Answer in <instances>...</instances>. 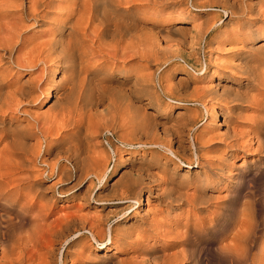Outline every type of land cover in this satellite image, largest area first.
Returning a JSON list of instances; mask_svg holds the SVG:
<instances>
[{"label": "rangeland", "instance_id": "rangeland-1", "mask_svg": "<svg viewBox=\"0 0 264 264\" xmlns=\"http://www.w3.org/2000/svg\"><path fill=\"white\" fill-rule=\"evenodd\" d=\"M25 1L27 4V0ZM202 1L203 0H136L137 10L134 12V17L137 18H135V35L137 44L135 43V45L139 48L137 47L138 51L136 56V53L133 54L130 52L129 55L131 58H128L129 55H126V57L125 55L119 56L120 53H118V57L116 55L114 58L111 54L107 55L105 52V54H100L101 57L99 54L92 53L90 45H82L81 49L85 54L84 67L90 69L89 76L91 77V84L89 85L90 91L87 90L88 83H86L84 89L80 92L85 93L87 90V94L94 90H98L99 88L98 91H101L100 93L105 95V97L101 96L103 101H99L102 105L99 103L96 111H94L97 113L101 112L100 114H96L95 118H98L100 117L98 115H101V117L103 116L102 120H99L101 118L95 119L93 116L95 119L94 121H97L96 124L98 122V124H100L101 122L102 127L100 125H95V122L92 120V124L94 123V127H96L95 129L93 128L94 131L91 129V126L90 129H84V127L88 126V117L86 116L84 118L85 121L81 122H86L84 125L81 124L84 126L83 128L81 125H79L80 127H78V129H73L70 126H67L64 128L65 130L62 129L61 133L59 131L60 134L57 133L58 135L55 134L56 132H54L55 130L53 129L51 131L49 130V133H47L48 131H46V133L39 132L37 129L41 127L40 124L45 126L41 123L44 122L42 119L44 117L43 115L46 116L48 113L50 114V112L57 109L59 107L57 103L58 101L61 103L67 102L62 97V91L67 87V82L65 81L67 76H65L59 83L54 84L52 80L47 79L46 82L44 75L41 74L40 76V70L38 67L32 69L30 74H28L22 68L7 65L4 62L5 58L0 56V76H4L3 78L6 79V82L5 79L0 81L1 91L8 89L9 85H17L18 83L16 82L21 83L24 79H28L29 76L30 78L39 79V87L43 89L41 94L39 89H34L35 91L32 93V97H24L20 100L18 104L19 106L14 105L16 106L15 108L10 106L9 108L12 109L10 110L8 108V111L6 110L4 113H1L0 111V159L5 164L1 172L10 173L13 171L10 175L7 173V176L11 178V175L13 176V174L15 177L19 175L18 178H21L20 181L23 180L20 182V185L23 183L21 187L26 197L23 201L21 199L23 203L19 201L16 204V215L17 213L24 214L25 212H28L23 216V225L25 226H23V230H21V235H26L30 231L35 233L37 232L34 231L35 229L41 232L40 234L42 235L38 232L34 238L37 242L39 241L38 244L40 246L38 245L36 247V250H39L37 251L38 254L44 252L42 253V257L40 256L42 259L46 257V255H44L45 250L49 247V249L54 251L53 255L57 260L56 263L54 259H52V263L55 262L56 264L59 263L58 255L60 251L63 257L66 255L63 264H156L163 259V256H166L167 253L169 255L172 251H179V249H195L198 251V257L200 256V264H226L225 260H222L219 256L216 248L218 247L220 252H224L225 249L223 245H225L227 240L232 237L238 239L236 241H238L240 246L237 247L234 252H237V250L239 252L242 247L244 248L246 245V239L248 240V237H252L255 243H252L253 247H251V254L257 253L260 256V250L262 249L261 246L264 245V84L259 85L258 83H254L256 86L254 84L250 85L249 82H252V79L247 76L248 74L243 73L242 75L241 72L234 69V65L237 61V55H235V52L238 50H245L246 47L244 48L239 42L235 43V41H231V37L235 36L234 33L238 31L244 16H241L242 14L237 12L229 13V8H227L229 0ZM248 1L249 0H246L245 2ZM250 3L254 6L256 3L257 6L264 9V0H251ZM222 8H226V11L223 12ZM128 15L129 12L125 13L124 16L128 17ZM257 21L255 22V26L263 25L260 20ZM210 22L213 23L211 26ZM28 23L31 22H24L25 28L23 27V30L21 31L22 38L24 37L23 40H25L27 44L18 51L22 57H24V55L26 56L27 49L32 43L44 39L43 36H40L39 38V31L47 28L46 26L43 27V25L38 27L35 24L30 25ZM205 26L210 28V30L207 28L206 32ZM194 27H196L197 30ZM190 39L193 44H191ZM178 40L182 41V43ZM105 42H108V39L105 40ZM151 42L154 43L155 47L153 46L152 48L153 43ZM256 43V45H258V43H260L259 40H257ZM143 44L146 45L145 49H143ZM147 47L151 50L149 51ZM105 48L107 51L111 50L110 46H105ZM24 50L26 51L24 52ZM145 51H148L145 53V57L149 56V61H146L145 57L141 55H144L143 52ZM13 54H16V51ZM20 55L19 57H21ZM22 57L19 60L22 59L21 61H23L25 57ZM119 57L123 59L121 60ZM99 60H102L101 62H104L105 64L103 63V67L99 66L97 69L96 65L100 63L98 62ZM256 63L257 62L254 60L251 62V65H255ZM201 64H204V69L201 70L202 73H200V71L197 73L196 69L199 68ZM260 67L261 69L264 68L262 65ZM121 70L124 72L122 73ZM34 74H39V78ZM137 74L138 76L143 75L149 79L144 91L136 95L137 98L134 100L135 105L142 109L143 113L146 112V114L150 116V119L155 124L154 128L158 133L159 139L164 141L168 140L169 142L171 141L170 145L173 147L181 145L183 149H185L183 150L185 155H194V148L190 147L189 142L191 134L194 137L196 136L197 141H195V147L197 146L196 150L200 156V164L192 162L189 167L184 162L182 163V161L177 162L173 160L170 155L168 156V153L161 146H140L138 144H133L131 146L124 143L129 139V133L125 136L124 134L127 133L120 129V125L117 121L120 120L118 116H120L121 113L116 109V111L113 110V107L116 108V102L121 94L123 95L125 92H131V81H129V79L131 80ZM59 75L60 73L55 72L53 78L57 79ZM121 80H124L123 87L125 86V90L123 88H118L119 86L116 84ZM246 81L248 84L244 85ZM158 82L160 83V86ZM99 83L100 85L98 87L97 85ZM167 83L170 87H168ZM221 86L224 88L223 90H221ZM226 86H228V89ZM104 89H106L105 94ZM120 89H122L121 92ZM221 91L224 93L222 92L221 94ZM36 92L39 95H37ZM95 92L97 93V91H94L93 93ZM108 92H110V94L112 93V95ZM113 95H115V98ZM153 95L155 97H153ZM216 97L218 98L215 99ZM32 98L35 100H33L34 102L32 101ZM193 99L194 101H192ZM69 101L71 100L69 99ZM112 101L115 104H113V107H111ZM202 104L207 108L209 107L208 109H211L215 116L210 117L209 114H205ZM55 106L58 107L55 108ZM110 108L112 109L110 110ZM48 110L51 111L49 112ZM109 111H113V113H110ZM181 111L184 113H188L189 111L195 118L200 116L201 119L193 125V127H190V129H188L190 125H181L171 129L169 125H173V121L176 119L175 115H177V119L185 118L186 114ZM194 111L196 112V115H194ZM55 112H57V110ZM109 115L111 117L116 116L118 119L115 121L116 118L112 119ZM26 124L34 126L33 132L35 133L32 132L34 136L30 133L32 130L29 129V131H26L25 129L26 133H23V139L21 141L25 145L19 143L16 144L15 149L12 148L8 144L9 138L13 137L16 133H21L23 131V126ZM106 125H108V127ZM97 126L100 129H103L100 130ZM104 126L111 131H104ZM99 131L103 132L99 133ZM203 132L204 136H202ZM28 133L31 135H26ZM6 135L7 138H4ZM164 135L165 137H163ZM120 136L121 138L122 136L124 137L123 140L125 137L127 139L121 142L118 140ZM105 137H108L111 140V143L115 145V152L105 143ZM132 137L143 138L144 135L140 136L135 133ZM204 138L207 139L204 140ZM227 140H229L230 143ZM241 143L243 147L241 146ZM76 145L78 147H76ZM77 148H80L79 159L83 158L85 155H87L85 157H88L87 152L89 151H94V155L103 158V155H99L100 151L103 150L104 152H102L109 156V163L103 178L104 182H102V180L100 183H97L94 176H88V167L87 165L85 166L86 163L84 164L83 161H79V159L77 160L78 152H75L78 151ZM155 151L157 153V158H151L150 156L155 154ZM67 152L69 154H67ZM70 153L73 155L71 156ZM80 153L82 155L85 153V155L82 156ZM74 155L76 158H72ZM164 155L166 156V160L164 159ZM193 155L192 157H194ZM66 156H68L69 159ZM28 158L31 159L29 160ZM32 158L35 159L33 160ZM76 160L78 162L77 165V162H75ZM56 161H58L57 166L60 165L64 170L68 168L66 170L67 176L62 177L61 180H59L60 177L57 179L58 176L56 175V172L53 175H50L47 166L48 163L53 164ZM18 167L22 169L17 170ZM68 171L71 173H68ZM14 176L12 178H14ZM125 178L130 180V182L134 180L137 181L140 200L139 204L134 203L132 208L126 209L122 215L123 217L118 220L120 217L110 216L109 211L112 209L120 210L126 205V203L128 204V202H124V200H122V202L118 201L119 190L115 186V184H118L117 181H122ZM29 181H31L32 184H30L31 182ZM28 185H30V187ZM32 186L36 187L33 189ZM159 190L162 192H159ZM163 190H165V192ZM59 191H62L64 194H61ZM32 193H34V195H32ZM175 193L181 195V197L184 196V199L182 198L181 202L178 201L179 204L175 201H172L170 204L168 201L166 202V200L177 196ZM194 193L197 195L195 196ZM88 194L90 195L88 196ZM27 196L33 197L27 198ZM49 197L54 199L52 201L54 202L53 204L52 202H49L51 203V206H49V203L45 202ZM26 198L29 200L24 201ZM196 198L199 199V202L201 201V203L197 204L199 207L197 205H194L195 207L189 205L188 201L192 199L198 200ZM41 201L44 205L47 204L49 206L47 207L46 205L43 207L48 209L51 208V212L50 215L44 219L43 223L41 220L38 223L36 220H39L40 217L36 219L37 216L35 215L37 214H35V211L38 212V207L42 206V204H39ZM8 202L9 200L6 204ZM28 202L31 203L29 204ZM33 204L36 206L39 205L38 207H32L31 209ZM166 204H168V207ZM18 209H20V213ZM63 217L71 220L70 224H67V227L62 222V225H60V221ZM93 218H98L99 222L101 221L100 226L105 231L108 232L109 226H111V229H124L129 231L130 237L127 238L128 240L126 239L127 241L122 242L121 244H109V249L99 247L100 245L97 242H94L90 238L88 231H86L90 228V222ZM55 220L58 221L51 224ZM147 221L150 222V225ZM40 223L45 225V229H42L44 227H42ZM177 223L180 224V226L184 223L188 224L193 230L215 225L218 230L222 231L218 238L220 240H210V236H205L202 243H199L198 245L195 243L187 249L181 245L170 247V236H162L161 232L167 233V231L173 230L174 227H177ZM36 225L42 228H36ZM222 225V229L219 228ZM48 226H51L52 229L48 230ZM149 226H152L153 228H148ZM82 227H84V230H82ZM177 229L180 231L185 230L183 228ZM53 230H56L59 234L54 236L51 235ZM142 232H144V235ZM157 233H159V235H157ZM39 235L43 238L42 241H40L41 238H39ZM107 237L108 233L104 242L107 241ZM147 249L151 250L148 251ZM33 251L30 253L35 252ZM1 252L2 246L0 247V264H9V258L2 257ZM236 252L235 254L237 255L241 254ZM262 252H264V246ZM192 259L187 260V264H195V260ZM263 259L264 253L262 258L260 256L259 263L262 261L260 264H264Z\"/></svg>", "mask_w": 264, "mask_h": 264}, {"label": "bare ground", "instance_id": "bare-ground-1", "mask_svg": "<svg viewBox=\"0 0 264 264\" xmlns=\"http://www.w3.org/2000/svg\"><path fill=\"white\" fill-rule=\"evenodd\" d=\"M173 1V0H172ZM200 1V0H199ZM204 1V0H203ZM202 1V2H203ZM223 1V0H222ZM221 1V2H222ZM246 0H229L228 6L227 8H229V13H241V16H244L242 18V23L238 28V32L236 31L234 33V37H231V41H235L241 43V45L244 46V48L246 47L245 50H238L235 52V55H237V61L234 65V69L241 72V74L243 75V73H247L248 77H250V79H252V82L250 81V85L254 84V83H258L260 84H264V68L261 69V65L262 67L264 66V9H261L260 6H257L255 3V6L252 5L250 2L251 0H249L248 2H245ZM255 1V0H254ZM138 2V1H137ZM150 2V1H149ZM167 2V1H166ZM220 2V3H221ZM257 2V1H256ZM140 3V2H139ZM153 3V1H152ZM161 3V2H160ZM208 3V2H207ZM219 3V4H220ZM192 5V4H191ZM215 5V4H214ZM141 6V5H140ZM221 6V5H220ZM218 7V6H217ZM137 8V3L136 0H27V4L25 0H0V51H1V55L2 57L5 58V63L9 66L13 65L14 67H18V68H22L23 70H25L28 74H30V71L32 69H36L38 67V69L40 70L39 74L41 76L44 75L45 77V81L47 80H52L55 83H59L62 81V79L66 77V82H67V87L63 89L62 93H63V99H65L67 102H60L58 101V106H55V109L53 112H50L51 110H48L50 112V114L48 113V115H43L44 117L42 118L44 120L43 123L45 126L39 127L37 130L39 132H45L48 131L47 133H49V130L51 131L52 129L55 130L54 132H56L55 134L61 133L62 129L66 128L67 126L72 127L73 129H78V127H80L79 125L81 124H85L81 123L82 121H85L84 118L87 116L88 119V126L84 127L82 126V128L84 127L87 129H90V126L92 127L91 129L93 130V128L95 129L96 127H94V123L92 124V120L94 121L95 119L101 118L99 120H102L103 116L101 117V115H98L100 117H96V114H100L99 112H94L96 111V108L98 107L99 103L102 105L101 102L99 101H103V99L101 98V96H104L103 93H100L98 90H94L97 91V93H93L94 91H92L91 93H87L89 90V85L91 84V77L89 76V70L90 69H86L84 67V62H85V54L82 51L81 47L83 44H88L91 46L92 48V53H96V54H101V53H107L111 54V56H113L115 58V56L117 55L118 57V53H120L119 56H123L125 55H129L130 52L131 53H136L135 56L137 55V47L135 45L136 43V35H135V30H136V23L135 20L137 19L136 17H134V12ZM142 9V8H141ZM222 11H226V8H222ZM129 12L128 17L124 16L125 13ZM127 15V14H126ZM235 15V14H234ZM238 15V14H237ZM240 16V15H239ZM136 18V19H135ZM241 19V17H240ZM257 20H260L262 22V26H255V22ZM25 21H29L31 23L28 24H35L38 27L39 26H46L47 28L44 30L39 31V38L40 36H43L44 39L37 41L35 43H32V45L30 47H28L27 52H26V56L24 55V57H22L19 54V50L23 47H25L26 41L23 40L22 38V34L21 31L23 30V27L25 28ZM217 21V20H216ZM215 21V22H216ZM204 22V21H203ZM213 22V21H212ZM237 22V21H236ZM259 22V21H257ZM24 24V25H23ZM208 24V23H207ZM210 22V26H211ZM204 25V24H203ZM207 26V25H206ZM205 26V27H206ZM209 26V25H208ZM209 26V27H210ZM213 26V25H212ZM30 27V26H29ZM37 27V28H38ZM176 27V26H175ZM36 28V27H35ZM196 28V27H194ZM207 28L206 27V32H207ZM212 28V27H211ZM27 29V27H26ZM25 29V30H26ZM210 30V28H208ZM197 30V28H196ZM204 30V27H203ZM202 30V31H203ZM243 30V31H242ZM228 31V30H227ZM204 32V33H206ZM229 32V31H228ZM174 33V32H173ZM224 33V32H223ZM230 33V32H229ZM200 34V33H198ZM213 34V33H212ZM214 35V34H213ZM218 35V34H217ZM216 35V36H217ZM227 35V32H226ZM194 36V35H193ZM201 36V35H200ZM220 37V35H219ZM224 37V36H223ZM222 37V38H223ZM165 38V37H164ZM182 38V37H181ZM201 38V37H200ZM214 38V37H213ZM108 39V42H105V40ZM179 39V38H178ZM215 39V38H214ZM219 39V38H218ZM221 39V38H220ZM186 40V39H185ZM191 40V39H190ZM198 40V39H197ZM217 40V38H216ZM259 40L260 43H258V45H256V41ZM180 41V40H178ZM194 41V39H193ZM214 41V40H213ZM144 42V41H143ZM172 42V41H171ZM174 42V41H173ZM209 42V41H208ZM220 42V40H219ZM153 43V42H151ZM180 43H182V41H180ZM226 43V42H225ZM228 43V42H227ZM137 44V43H136ZM179 44V43H178ZM191 44L192 40H191ZM230 44V43H229ZM141 45V44H140ZM139 45V46H140ZM152 45V44H151ZM157 45V44H156ZM180 45V44H179ZM105 46H110V51H107V49L105 48ZM144 46L143 49H145L146 45H142ZM150 46V44H149ZM154 46V43L152 45V48ZM190 46V45H189ZM188 46V47H189ZM155 47V46H154ZM159 47V45H158ZM216 47V46H215ZM218 47V46H217ZM108 48V47H107ZM139 48V47H138ZM148 48V47H147ZM243 48V47H242ZM243 48V49H244ZM141 49V48H140ZM139 49V50H140ZM142 49V51H143ZM155 49V48H154ZM109 50V49H108ZM148 50L150 51L151 49L148 48ZM16 51V54L18 52V54H13ZM26 50H24L25 52ZM141 51V50H140ZM159 51V48H158ZM156 51V52H158ZM148 51L143 52V54H141L143 57H145V53ZM233 52V51H232ZM104 53V54H105ZM139 53V52H138ZM155 53V52H154ZM103 54V55H104ZM149 54V53H148ZM158 54V53H157ZM19 55L24 58L23 61L19 60L21 57H19ZM132 55V54H131ZM147 55V54H146ZM154 55V54H153ZM156 55V54H155ZM191 55V53H190ZM101 56V55H100ZM133 56V55H132ZM134 56V57H135ZM139 56V55H138ZM141 56V57H142ZM102 57V56H101ZM157 57V56H155ZM109 58V57H108ZM120 58V57H119ZM128 58H131V56L129 55ZM140 58V57H139ZM121 59V58H120ZM123 59V58H122ZM121 59V60H122ZM126 59V58H125ZM124 59V60H125ZM143 59V58H142ZM146 61L150 60L149 56L145 57ZM116 60V59H115ZM123 60V61H124ZM127 60V59H126ZM131 60V59H130ZM256 61L257 63L255 65H251L252 61ZM102 61V60H101ZM100 60L98 62L96 67L98 69L99 66L103 67V63ZM107 61V60H106ZM110 61V60H109ZM95 62V61H94ZM125 62V61H124ZM96 64V63H95ZM105 64V63H104ZM166 64V63H165ZM106 66V65H105ZM104 66V68H105ZM95 67V68H96ZM204 67V64H201V66H199V68H197V73ZM206 67V66H205ZM11 68V67H10ZM102 69V68H101ZM100 69V70H101ZM227 69V68H226ZM104 70V69H103ZM117 70V69H116ZM118 71V70H117ZM122 71V70H121ZM192 71V70H191ZM55 72L60 73V75L58 76L57 79L53 78V75L55 74ZM92 72V71H91ZM95 72V71H93ZM115 72V71H114ZM124 71H122L123 73ZM139 72V71H138ZM232 72V71H231ZM33 73V72H32ZM44 73V74H43ZM112 73V72H111ZM199 73V75H200ZM233 73V72H232ZM38 74V75H39ZM236 74V73H234ZM35 76H37L39 78V76L37 74H34ZM140 75V74H139ZM237 75V74H236ZM239 75V74H238ZM33 76V75H32ZM146 76V75H145ZM4 77V76H3ZM2 76H0V81H3L5 78H3ZM167 78V77H166ZM183 78V77H182ZM232 78V77H231ZM129 79V78H128ZM127 79V80H128ZM148 79L142 76H138L135 75L131 80L129 79V81H131V92L127 93L125 92L123 95L121 94L118 97V100L116 102V108L113 107L115 104L111 103V107H113V110H117L118 112L121 113L119 117V121H117L120 125V129L123 131H125L124 134L125 136L128 135L129 133V139H127L125 137V139H127V142L125 141L124 143H126L127 145H133V144H138L140 146H146V145H156V146H161L165 149V151L168 153V156L170 155V157L173 158V160L177 161V162H184L185 164H187V166L191 165L192 162H196L199 163V153L196 150L195 147V141H197L196 136L194 137L191 134V138H190V147L194 148V157H192V155H185L183 153V147L181 145H177L176 147H173L170 145V142L164 141L159 139L158 137V133L155 130V124L153 123V121L150 119V116H148L145 113H143L142 109H140L138 106L135 105L134 100L137 98V94L141 93L144 91V89L146 88V85L148 84ZM44 80V79H43ZM177 80V79H176ZM39 79H34V78H29L24 79V81L20 82H16L18 83L17 85L14 84V86H8V89L1 91L0 90V111L1 113H4L10 106L12 107H16L14 105L19 106V102L20 100H22L24 97H32V93L35 91L34 89H39L40 94L43 92V89H41L40 83L38 82ZM100 81V79H99ZM6 82V79H5ZM47 82V81H46ZM52 82V84H53ZM123 82L124 80L118 81V88H123ZM156 82V81H155ZM180 82V81H179ZM8 83V82H7ZM20 83V84H19ZM49 83V82H48ZM86 83H88V88L86 90L85 93L80 92L84 89ZM129 83V82H128ZM176 83V82H175ZM3 84V83H2ZM159 86L160 83L158 82ZM168 84V83H167ZM171 84V83H170ZM177 84V83H176ZM218 84V83H217ZM248 84L247 81L244 83V85ZM6 85V84H4ZM45 85V84H44ZM100 83L97 85L99 87ZM180 85V84H179ZM215 85V84H214ZM255 85V84H254ZM2 86V85H1ZM58 86V85H57ZM66 86V84H65ZM229 86V85H228ZM226 86V88L228 87ZM256 86V85H255ZM7 87V86H6ZM96 87V86H95ZM102 87V85H101ZM100 87V88H101ZM127 87V86H126ZM165 87V86H164ZM168 87L169 84H168ZM184 87V86H183ZM262 87V86H261ZM58 88V87H57ZM179 88V87H178ZM181 88V87H180ZM263 88V87H262ZM3 89V88H2ZM62 89V88H61ZM92 89V88H91ZM161 89V88H160ZM164 89V88H163ZM224 88H222L221 86V90H223ZM228 89V88H227ZM102 90V89H101ZM105 90L104 89V94H105ZM111 90V89H110ZM109 90V91H110ZM125 90V89H124ZM166 90V89H164ZM230 90V89H229ZM264 90V89H263ZM115 91V90H114ZM122 91V89H120V92ZM154 91V90H153ZM188 91V90H187ZM233 91V90H232ZM46 92V91H45ZM107 92V91H106ZM223 91H221L222 94ZM229 92V91H228ZM264 92V91H263ZM37 93V92H36ZM110 94V92H108ZM114 93V92H113ZM203 93V92H202ZM220 93V90H219ZM224 93V92H223ZM84 94V95H83ZM37 95H39L37 93ZM43 95V94H42ZM47 95V94H46ZM49 95V94H48ZM58 95V94H57ZM112 95V93L110 94ZM229 95V94H228ZM115 95H113L114 97ZM149 96V95H148ZM233 96V95H232ZM231 96V98H232ZM244 96V95H242ZM109 97V96H108ZM112 97V96H111ZM153 97H155L153 95ZM169 97V96H168ZM212 97V96H211ZM223 97V96H221ZM226 97V96H224ZM237 97V96H235ZM115 98V97H114ZM187 98V97H186ZM204 98V96H203ZM218 97H216L215 99H217ZM230 98V99H231ZM241 98V97H240ZM244 98V97H243ZM28 99V98H26ZM38 99V98H37ZM69 99L71 101H69ZM109 99V98H106ZM112 99V98H111ZM110 99V100H111ZM149 99V98H148ZM175 99V98H174ZM202 99V97H201ZM207 99V97H206ZM220 99V98H219ZM228 99V98H227ZM229 99V100H230ZM30 100V99H29ZM34 99L32 98V101ZM64 100V101H65ZM176 100V99H175ZM203 100V99H202ZM27 101V100H26ZM35 101V100H34ZM33 101V102H34ZM115 101V99H114ZM173 101V100H172ZM194 101V99L192 100ZM201 101V100H200ZM206 101V100H205ZM25 102V100H24ZM22 103V102H21ZM54 103V102H53ZM65 103V104H64ZM221 103V102H220ZM223 103V102H222ZM114 104V105H113ZM225 104V103H224ZM22 105V104H21ZM54 105V104H53ZM140 105V104H139ZM226 105V104H225ZM142 106V105H140ZM202 107L204 109V113L205 114H209L210 117H214L215 115L212 113L211 109H208L206 106H204L202 104ZM100 108V107H99ZM10 109V108H9ZM12 109V108H11ZM10 109V110H11ZM18 109V108H17ZM104 109V108H103ZM112 108H110L111 110ZM14 110V109H13ZM16 110V109H15ZM57 110V112H55ZM115 110V111H116ZM8 111V110H7ZM110 112V111H109ZM183 112V111H181ZM195 112V111H194ZM110 113H113L110 112ZM117 113V112H116ZM184 113V112H183ZM109 114V113H108ZM107 114V115H108ZM119 114V113H117ZM186 114L183 115L185 116V118L183 119H177V115H175L176 119H174V123L172 126L169 125V127L172 128H176L179 126H183V125H190L188 127V129H190V127H193V125H195L201 118L200 116L198 118H195L191 112L188 111V113H184ZM114 115V114H113ZM196 115V112L195 114ZM94 116V118H93ZM110 116V115H109ZM108 116V117H109ZM182 116V115H181ZM107 117V116H106ZM118 117L116 116H110V118L115 119V121L118 119ZM153 117V116H152ZM180 117V116H179ZM40 118V119H41ZM93 118V119H92ZM185 119V120H184ZM37 120V119H36ZM104 120V119H103ZM111 120V119H110ZM38 121V120H37ZM95 125H100L102 127V124L100 122V124H96L97 121H94ZM105 122V121H103ZM114 122V120H113ZM39 123V122H38ZM106 123V122H105ZM104 123V124H105ZM103 124V125H104ZM116 124V123H115ZM114 124V125H115ZM172 124V123H171ZM38 125V124H37ZM38 125V126H40ZM109 125V124H108ZM108 125H106L108 127ZM118 125V126H119ZM168 126V125H167ZM185 126V127H186ZM117 127V126H116ZM98 129H100L97 126ZM105 128V126H104ZM119 128V127H118ZM161 128V127H160ZM187 128V127H186ZM195 128V127H194ZM30 131V133L33 135L34 131V126L32 125H24L23 126V131L19 134H15L13 137L9 138V142L8 144L15 149L16 144L19 143H23L21 142L23 139V133L26 131ZM81 129V128H79ZM86 129V130H87ZM103 128H101L100 130H102ZM65 130V129H64ZM111 131L109 128H105L104 131ZM120 130V131H121ZM77 131V130H74ZM85 131V130H84ZM94 131V130H93ZM97 131V129H96ZM113 131V130H112ZM123 131V132H124ZM167 131V130H166ZM33 132V133H32ZM103 132V131H99ZM59 133V134H60ZM63 133V132H62ZM120 133V132H119ZM135 133H137L138 135L142 136L144 135V137H132ZM165 133V132H164ZM170 133V132H169ZM172 133V132H171ZM198 133V132H196ZM31 134H26V135H31ZM52 134V133H51ZM64 134V133H63ZM86 134V133H84ZM167 134V133H166ZM177 134V133H176ZM44 135V134H43ZM58 135V134H57ZM88 135V133H87ZM119 135V134H118ZM171 135V134H170ZM175 135V133H174ZM34 136V135H33ZM51 136V135H50ZM53 136V135H52ZM204 136V132L203 135ZM201 136V137H202ZM27 137V136H26ZM85 137V136H84ZM88 137V136H87ZM165 137V135L163 136ZM168 137V136H167ZM198 137V136H197ZM206 137V136H205ZM208 137V136H207ZM4 138H7V135L4 136ZM123 136L121 138V136L118 138L119 141L123 142ZM169 139V137H168ZM207 138H204V140ZM223 139V138H222ZM237 139V138H234ZM105 143L112 149V151H114V147L115 145L113 143H111V140L107 137L104 138ZM221 140V139H220ZM24 141V140H23ZM175 141V140H174ZM202 141V140H201ZM229 142V140H227ZM240 141V140H239ZM25 142V141H24ZM213 142V141H212ZM226 142V141H225ZM227 142V143H228ZM208 143V141H207ZM210 143V142H209ZM230 143V142H229ZM239 143V142H238ZM24 144V143H23ZM22 144V145H23ZM35 144V143H34ZM33 144V145H34ZM38 144V143H37ZM36 144V145H37ZM178 144V142H177ZM212 144V143H211ZM25 145V144H24ZM40 145V144H39ZM75 145V144H74ZM176 145V144H175ZM209 145V144H208ZM216 145V144H215ZM244 145V144H243ZM135 146V145H134ZM232 146V145H231ZM234 146V145H233ZM242 146V143H241ZM246 146V145H245ZM21 147V146H20ZM24 147V146H23ZM34 147V146H33ZM39 147V146H38ZM76 147H78L76 145ZM88 147V146H87ZM150 147V146H149ZM153 147V146H152ZM189 147V148H190ZM225 147V146H224ZM229 147V146H227ZM236 147V146H235ZM243 147V146H242ZM18 148V147H17ZM37 148V147H35ZM34 148V149H35ZM70 148V147H69ZM68 148V149H69ZM74 149V146H73ZM72 149V150H73ZM78 151V157L77 160L79 159V150L80 148H77ZM237 149V148H236ZM245 149V148H244ZM243 149V150H244ZM13 150V149H12ZM39 150V149H37ZM36 150V152H37ZM31 151V150H30ZM103 150L100 151L99 155H103V158L98 157L97 155H94L93 152L89 151L87 152L88 157H85L87 155H82L84 156L83 158L79 159V161H83L85 166L87 165L88 167V176L92 175L94 176V178L97 180V183H100L102 180V182H104V174L106 172V168L107 165L109 163V156L105 155L103 152ZM146 151V150H145ZM35 152V151H34ZM70 152V151H69ZM74 152V153H75ZM96 152V151H95ZM115 152V151H114ZM31 153V152H30ZM39 153V152H38ZM103 153V154H101ZM155 154L151 155L150 157H156L157 153L156 151L154 152ZM191 153V152H190ZM67 154H69L67 152ZM71 154V153H70ZM107 154V153H106ZM202 154V153H201ZM34 155V153H33ZM37 155V153H36ZM40 155V154H38ZM73 154H71L72 156ZM77 155V154H76ZM35 156V155H34ZM203 156V155H202ZM37 157V156H36ZM68 158V156H66ZM65 157V158H66ZM70 157V155H69ZM75 155L72 157L74 158ZM106 157V158H105ZM206 157V156H205ZM66 158V159H67ZM76 158V157H75ZM157 158V157H156ZM225 158V157H224ZM29 159V158H28ZM27 159V160H28ZM31 159V158H30ZM29 159V160H30ZM33 160L35 158H32ZM42 159V158H41ZM69 159V158H68ZM67 159V160H68ZM164 159L166 160V156L164 155ZM204 159V158H203ZM202 159V160H203ZM77 160L75 162H77ZM164 160V161H165ZM205 160V159H204ZM225 160V159H224ZM1 161V159H0ZM170 161V160H169ZM41 162V161H40ZM46 162V161H45ZM58 161H56L55 163H48L47 166L49 168V172L50 175H53L56 172V175L58 176L57 179L60 177L59 180H61L62 177H66L67 176V169L64 170L63 167H60V165L57 166ZM73 162V161H72ZM74 162V163H75ZM174 162V161H173ZM202 162V161H201ZM78 164V162L76 163V165ZM80 164V163H79ZM156 164V163H155ZM200 164V163H199ZM204 164V163H203ZM206 164V163H205ZM4 162L1 161L0 162V247L2 246V252L1 255L2 257H6L9 258V264H54L57 260L55 258L54 251L52 249H49V247H47V249L45 250V254L46 257L45 258H41L42 257V252L41 254H38L36 250V247L39 245L37 240L34 238L35 235L41 233L39 230L35 229L34 231H37L35 233L33 232H29L26 235H21V230H23V225L24 224V214L28 213V212H23L24 214H18L16 215V210H15V206H17L16 204L20 201L21 203H23V199L26 197L25 193L22 191V185H20V179L14 176V178H12L13 176L11 175V178L8 177L7 175L11 174L10 173H3L1 172L2 168L4 167ZM197 165V164H196ZM57 166V167H56ZM63 166V165H62ZM75 166V165H74ZM154 166V165H153ZM179 166V165H178ZM203 166V165H202ZM77 167V166H76ZM79 167V166H78ZM190 167V166H189ZM13 168V167H11ZM24 168V167H23ZM28 168V167H27ZM32 168V167H31ZM45 168V167H44ZM47 168V170H48ZM16 169V168H15ZM22 169V168H19ZM33 169V168H32ZM85 169V168H84ZM133 169V168H132ZM11 170V169H10ZM14 170V169H12ZM16 170V172H17ZM87 170V168H86ZM141 170V169H140ZM145 170V169H144ZM143 170V171H144ZM41 171V169H40ZM39 171V172H40ZM139 171V170H138ZM21 172V171H20ZM36 172V171H35ZM43 172V171H42ZM153 172V171H152ZM15 173V171H14ZM18 173V172H17ZM45 173V172H44ZM68 173H71L68 171ZM81 173V172H79ZM213 173V172H212ZM25 174V173H24ZM27 174V173H26ZM32 174V173H31ZM73 174V173H72ZM17 175V174H16ZM29 175V174H28ZM33 175V174H32ZM36 175V174H35ZM38 175V174H37ZM42 175V173H41ZM49 175V174H48ZM47 175V177H48ZM49 175V176H50ZM145 175V172H144ZM147 175V174H146ZM5 176V177H4ZM43 176V175H42ZM22 177V176H21ZM31 177V175H30ZM35 177V176H34ZM80 177V176H79ZM87 177V175H86ZM24 178V177H23ZM22 178V179H23ZM32 178V177H31ZM30 178V179H31ZM150 178V177H149ZM159 178V175H158ZM161 178V177H160ZM197 178V177H196ZM65 179V178H63ZM77 179V178H76ZM86 179V178H85ZM154 179V178H153ZM152 179V180H153ZM208 179V178H207ZM25 180V179H24ZM82 180V179H81ZM118 180V179H117ZM151 180V178H150ZM149 180V181H150ZM36 181V180H35ZM78 181V180H77ZM76 181V182H77ZM120 181V182H119ZM117 181V185L115 184L116 188L119 190V197H118V201L124 200V202H128V204L126 203L125 206H123L120 210H115L112 209L111 211H109V215L114 217H120L118 218L121 219L123 216L124 211H126V209H130L132 208V205L134 203L139 204V200H140V195H139V190H138V183L136 180L131 181L128 180L127 178H125L124 180H119ZM147 181V180H146ZM164 181V179H163ZM197 181V180H196ZM206 181V180H205ZM26 182V181H25ZM31 182V181H29ZM34 182V181H33ZM40 182V181H39ZM58 182V180H57ZM60 182V181H59ZM62 182V181H61ZM194 182V181H193ZM207 182V181H206ZM27 183V182H26ZM37 183V182H36ZM35 183V185H36ZM56 183V182H55ZM116 183V182H115ZM158 183V182H157ZM32 184V182L30 183ZM153 184V183H152ZM162 184V183H161ZM145 185V184H144ZM147 185V184H146ZM158 185V184H157ZM197 185V184H196ZM203 185V184H202ZM30 187V185H28ZM37 186V185H36ZM34 186V187H36ZM91 186V185H90ZM89 186V187H90ZM113 186V185H112ZM150 186V185H149ZM148 186V187H149ZM170 186V185H169ZM26 187V188H29ZM33 187V186H32ZM33 187V189H34ZM155 187V186H154ZM161 187V186H160ZM199 187V186H198ZM200 188V187H199ZM24 189V188H23ZM32 189V188H31ZM38 189V188H37ZM41 189V188H40ZM146 189V188H145ZM151 189V187H150ZM158 189V188H157ZM164 189V188H163ZM167 189V188H166ZM165 189V190H166ZM173 189V187H172ZM68 190V189H67ZM70 190V189H69ZM165 190H163L165 192ZM29 191V190H27ZM34 191V190H32ZM38 191V190H36ZM35 191V192H36ZM65 191V190H64ZM62 193V191H59ZM67 192V191H66ZM91 192V191H90ZM159 192H162L159 190ZM183 192V191H182ZM28 193V192H26ZM31 193V192H30ZM156 193V192H155ZM181 193V191H180ZM200 193V192H199ZM87 194V193H86ZM160 194V193H159ZM176 194V193H175ZM179 194V193H178ZM195 196L197 195L196 193H194ZM32 195H34V193H32ZM90 194H88L89 196ZM117 195V194H116ZM171 195V194H170ZM174 195V194H172ZM177 195V194H176ZM193 195V194H192ZM199 195V194H198ZM157 196V194H156ZM160 196V195H159ZM158 196V197H159ZM164 196V195H163ZM167 196V195H166ZM191 196V195H190ZM194 196V195H193ZM191 196V197H193ZM194 196V197H195ZM33 197V196H32ZM32 197H28L27 198H32ZM161 197V196H160ZM171 197V196H170ZM169 197V198H170ZM184 197V196H183ZM181 195H177L174 196L172 199L166 200V202L168 201V203L170 204L172 201L178 202L182 200ZM10 198V199H8ZM25 199L24 201H28L29 199ZM186 198V197H185ZM22 199V201H21ZM163 199V197H162ZM166 199V198H165ZM184 199V198H183ZM187 199V198H186ZM198 199V198H196ZM9 200V202L6 204V202ZM54 199L50 198L47 199L45 202L49 203L52 202ZM188 200V199H187ZM3 201V202H2ZM32 202V199H31ZM30 202V203H31ZM44 202V203H45ZM165 202V201H164ZM183 202V201H182ZM187 202V201H186ZM29 203V202H28ZM29 203V204H30ZM54 202H52L53 204ZM119 203V202H118ZM185 203V201H184ZM189 205H191L192 207L199 203H201V201L199 202L198 200L192 199L190 201H188ZM27 204V203H26ZM28 204V205H29ZM37 204V202H36ZM39 204H42V206H39ZM39 204L36 206L35 204H33L32 207H38L35 208L38 210L35 211V216L34 218L38 219L40 217L38 221V223L40 222V220L42 221V223L44 222V219L47 218L48 215H50V209L51 208H46L43 206H46L43 204V202L41 201V203L39 202ZM51 203H49V206ZM165 204V203H163ZM179 204V202H178ZM25 205V203H24ZM23 205V206H24ZM168 207V204H166ZM184 205V204H183ZM187 205V204H186ZM19 206V205H18ZM22 206V207H23ZM27 206V205H26ZM47 205V207H49ZM194 206V207H195ZM199 207V205H197ZM28 207V206H27ZM181 207V206H180ZM191 207V208H192ZM20 208V207H19ZM24 208V207H23ZM26 208V207H25ZM119 209V208H118ZM169 209V208H167ZM25 210V209H24ZM23 210V211H24ZM30 210V209H29ZM19 213H20V209H18ZM34 211V210H33ZM37 212V213H36ZM22 213V212H21ZM34 214V213H33ZM9 215V217H8ZM17 216V217H16ZM34 216V215H33ZM17 219H16V218ZM26 217V216H25ZM68 217V216H66ZM33 218V220H34ZM55 218V217H54ZM15 219V220H14ZM29 219V218H28ZM62 219V218H61ZM153 219V217H152ZM32 220V221H33ZM205 220V219H204ZM58 220H55L53 223H56ZM60 221V219H59ZM70 219L69 218H64L60 221V223L62 222L63 224H65V226L67 227V224H70ZM75 222V221H74ZM101 222V221H100ZM100 222L98 220V218L96 219H92L91 220V226L88 230L89 236L90 238L94 241L97 242L101 247V248H108L109 244H121L122 242L127 241L130 236H129V231H126L124 229H111V226H109L108 228V232L105 231L101 226H100ZM143 222V221H142ZM150 225V222L147 221ZM203 222V221H202ZM245 222V221H244ZM34 223V222H33ZM36 223V222H35ZM46 223V222H45ZM59 223V224H60ZM62 223L60 225H62ZM76 223V222H75ZM85 223V222H84ZM152 223V222H151ZM156 223V222H155ZM217 223V222H216ZM41 224V223H40ZM39 224V226H40ZM50 224V223H49ZM58 224V226H59ZM203 224V223H202ZM224 224V223H222ZM47 225V224H46ZM35 226V224H34ZM38 225H36V228L39 227ZM42 227H44V224H41ZM76 226V225H75ZM115 226V225H114ZM137 226V225H136ZM148 226V224H147ZM174 226V225H173ZM39 227V228H42ZM49 227V226H48ZM47 227V228H48ZM64 227V226H63ZM78 227V226H77ZM142 227V226H141ZM167 227V226H166ZM201 227V226H200ZM223 225L220 226L219 228L222 229ZM35 228V227H33ZM32 228V230H33ZM38 228V229H39ZM58 228V227H55ZM148 228H153L152 226H149ZM177 228H183L185 230H178ZM42 229H45L42 228ZM52 229L51 226L48 228V230ZM61 229V228H60ZM142 229V228H141ZM165 229V228H164ZM226 229V228H225ZM47 230V229H46ZM82 230H84V227H82ZM95 230V231H93ZM146 230V229H145ZM152 230V229H151ZM224 230V229H223ZM164 231V230H163ZM220 231V232H218ZM19 232V233H18ZM51 232V231H50ZM140 232V229H139ZM145 232V231H144ZM144 232H142V234L144 235ZM221 230H218V228H216L215 225H211L208 227H202L199 229H191L190 226L188 224H183L182 226H180V224L177 223V227H174L173 230L167 231V233H162V236H170V242L169 245L170 247H176V246H183L186 249L193 246L195 243H197V245L199 243H202V241L204 240L205 236H210V240H214V239H218L220 234H221ZM37 233V234H36ZM45 233V232H44ZM108 233V237H107V241L104 242V239L106 237ZM136 233V232H135ZM155 233V232H153ZM50 234V233H49ZM59 233H57L56 230H53L51 232V235H57ZM79 234V233H78ZM141 234V235H142ZM42 235V234H40ZM39 235L40 241L43 240V238ZM81 235V234H80ZM157 235H159V233H157ZM62 236V235H61ZM60 236V237H61ZM137 236V235H136ZM134 237V236H133ZM132 237V238H133ZM144 237V236H143ZM48 238V237H47ZM163 238V237H162ZM52 239V238H51ZM68 239V238H67ZM127 239V240H126ZM39 240V239H38ZM45 240V239H44ZM59 240V239H57ZM66 240V239H65ZM220 240V239H218ZM238 239L235 238H229L227 240V243L225 245H223L225 251L224 252H220V250L218 249V247L216 248L219 256L222 258V260H225L226 264H260V256L261 258L263 257V253L262 249L263 246H261V252H260V256L257 253L251 254V247L252 243H255V241H253L252 237H248V240L246 239V245L243 248H239V252L237 250L238 253H241L239 256L237 254H235L234 250L237 249V247H240L238 244V241H236ZM216 241V240H215ZM7 242V243H6ZM132 242V239H131ZM166 242V241H165ZM48 243V242H47ZM241 243V242H240ZM260 243V242H259ZM4 244V245H3ZM258 244V243H257ZM263 244V243H262ZM40 246V245H39ZM243 246V245H242ZM258 246V245H257ZM36 252L31 249V248ZM45 247V246H44ZM182 247V248H183ZM216 247V246H215ZM31 251H30V249ZM51 248V247H50ZM38 249V248H37ZM45 249V248H44ZM109 249V248H108ZM144 250V249H143ZM148 250V249H147ZM151 250V249H150ZM148 250V251H150ZM179 249L176 251H172L169 255L167 253L166 256H163V259L160 260V262L156 263V264H187L188 261L187 260H195V264H200V260L198 257V251L193 249H187V250H182ZM34 252V253H30V252ZM242 251V252H241ZM29 252V253H28ZM236 252V253H237ZM43 255V257H44ZM164 255V254H163ZM41 256V257H40ZM54 256V258H53ZM66 256V255H65ZM64 256V257H65ZM61 251L58 255V264H63L64 262V258ZM166 257V258H164ZM67 258V257H66ZM47 259V260H46ZM54 259V263L53 260ZM264 260V259H263ZM57 263V262H56ZM55 263V264H56Z\"/></svg>", "mask_w": 264, "mask_h": 264}]
</instances>
